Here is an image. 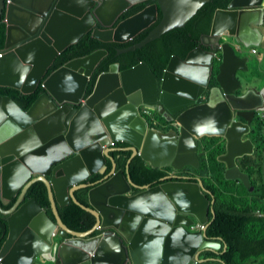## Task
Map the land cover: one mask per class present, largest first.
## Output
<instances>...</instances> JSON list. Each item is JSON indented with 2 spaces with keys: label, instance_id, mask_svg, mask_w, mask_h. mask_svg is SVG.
I'll return each mask as SVG.
<instances>
[{
  "label": "water",
  "instance_id": "95a60500",
  "mask_svg": "<svg viewBox=\"0 0 264 264\" xmlns=\"http://www.w3.org/2000/svg\"><path fill=\"white\" fill-rule=\"evenodd\" d=\"M141 1L0 0V23L6 25L0 85L24 94L40 81L44 87L27 109L0 94V211L7 218L0 264H216L205 263L215 258L200 254L217 252L222 240L188 228L207 224L210 212L215 215L208 196L213 193L201 178L176 171L199 167L200 138L216 135L225 142L218 157L226 166L224 176L250 186L237 160L254 151L249 134L264 110V86L251 84L259 77L248 74L250 57L237 45L260 44L264 0H230L217 8L201 44L184 58L171 55L160 79L145 61L124 69L114 63L98 74L87 95V84L107 54L103 48L68 60L44 78L55 57L88 31L103 41L123 42L152 24L160 9V22L144 38L113 45L118 53L133 50L185 25L208 0H150L117 21ZM141 105L170 120L167 128L150 125ZM110 140L128 143L127 164L139 154L152 167L171 166L172 172L159 184L136 183L118 167L111 153L118 146H110ZM95 174L102 176L91 181ZM39 180L47 187L54 219L36 197L26 199ZM85 187L88 204L76 195ZM15 196L11 207L2 208ZM72 201L95 216L89 230L62 220L59 207ZM98 224L103 230L91 234Z\"/></svg>",
  "mask_w": 264,
  "mask_h": 264
},
{
  "label": "trees",
  "instance_id": "16d2710c",
  "mask_svg": "<svg viewBox=\"0 0 264 264\" xmlns=\"http://www.w3.org/2000/svg\"><path fill=\"white\" fill-rule=\"evenodd\" d=\"M148 1L150 0L134 4L123 12L117 21L136 13ZM229 2L230 0H208L192 14L185 25L173 27L163 32L159 37L146 42L143 46L121 53H118L113 45L125 47L144 38L160 21L162 17L160 9H158L157 19L150 26L123 42L103 41L93 36L91 31H88L77 42L68 45L57 55L45 77L68 60L103 48L107 50V54L100 60L87 84V95L92 92L98 74L101 71L108 70L114 63L119 64V67L124 69L140 61H145L157 78L160 79L171 55L177 54L184 58L192 48L201 44L200 37L202 34L209 33L215 10L226 8ZM5 29V24L1 22L0 47L3 46L5 41ZM218 63L219 60L216 61L215 73L218 69ZM211 84H216L215 75H213ZM0 88V93H8L25 109L29 108L39 94L44 91L42 84H39L37 89L29 94H24L12 87L0 86ZM163 119L166 121L165 128H167L170 120L161 116V122H163ZM252 129V134L249 135L250 138H253L254 151L251 154L239 157L238 163L241 169L249 174L251 185H254L253 191L250 190V187L247 188L243 182L238 185L235 183L237 180L228 179L224 176L225 164L218 157L225 150V142L216 135H204L200 138L198 149L199 167L187 165L176 171L183 176L181 173H186L187 169H190L194 174L190 178L195 180V176L201 177L205 186L213 193L212 196L210 194L208 196L214 199L213 207L216 213L210 222L211 225L207 233L215 238L222 237L227 244V248L225 250L221 248L219 253L204 251L202 256L219 258L217 264H261V259L264 257V191L261 189L263 184L259 182L260 174L263 173L264 176V119L257 116L253 121ZM127 145L128 143L125 141H117L115 146H118V148L111 152L117 160L118 167L123 168L136 183L142 185L161 183L163 177L169 173L171 166L152 167L139 154L134 155L127 164L131 155V150L125 149ZM101 176L102 174H95L90 180L95 181ZM87 190L88 187L76 190L78 199L85 204H88ZM32 196L39 200L54 219L47 187L43 181H36L30 186L27 197ZM10 205L11 203L8 206ZM257 208L262 212H260L261 214L256 212ZM59 214L66 224L77 230H89L96 222V218L91 212L73 201L60 206ZM0 227L1 248L6 238V234L3 235V233L7 227L6 217L2 213H0ZM98 232V230H94L91 234Z\"/></svg>",
  "mask_w": 264,
  "mask_h": 264
},
{
  "label": "crops",
  "instance_id": "0c3cea01",
  "mask_svg": "<svg viewBox=\"0 0 264 264\" xmlns=\"http://www.w3.org/2000/svg\"><path fill=\"white\" fill-rule=\"evenodd\" d=\"M260 30L262 32V37L260 38V44L259 45H252V46H249L246 48H244L243 45H237V48H240L242 50L243 55H248L249 57H250V54L252 55L251 63L248 64V67H249L248 74L251 76L259 77V78L255 79L254 81H252V83H251L253 86H256L257 88H261L264 86V25L260 26ZM253 48H256L257 51L253 52L252 51ZM241 74L243 75L244 73H241ZM158 115L159 114H157V117H158ZM161 124L162 125L166 124V121L163 119V122H161ZM251 139H253V138H251ZM225 169H226V166H225ZM181 174L191 176V177L194 176V174H192L190 169H187L186 173L182 172ZM195 177H199V176H195ZM199 178H201V177H199ZM235 183L239 185L240 182L236 181ZM256 212L258 214L262 213L258 208H257ZM211 251H213V250H211ZM208 258H215V260L214 261L207 260L206 263L215 262L217 264V258L216 257H207V259ZM263 260H264V257L261 259V262H262L261 264H264Z\"/></svg>",
  "mask_w": 264,
  "mask_h": 264
},
{
  "label": "clouds",
  "instance_id": "9594fccd",
  "mask_svg": "<svg viewBox=\"0 0 264 264\" xmlns=\"http://www.w3.org/2000/svg\"><path fill=\"white\" fill-rule=\"evenodd\" d=\"M5 19V17L3 18V20ZM3 23H4V21H2ZM5 24V23H4ZM6 26V25H5ZM252 46V45H251ZM3 47V46H2ZM1 47V48H2ZM256 51H257V49H256ZM0 55H2V53H0ZM220 61V53H217V55H216V61ZM95 71V70H94ZM94 73V72H93ZM93 75V74H92ZM44 78H45V76H44ZM92 78V77H91ZM39 84H42V86H43V83H42V81H40L39 83H38V85ZM0 86H2V85H0ZM7 87V86H6ZM8 87H10V86H8ZM38 87V86H37ZM12 88H14V87H12ZM44 88V87H43ZM87 88V87H86ZM17 89V88H16ZM37 89V88H36ZM19 90V89H18ZM86 93V92H85ZM153 111H155V115H156V117H157V114H159L156 110H154L153 109ZM258 117H260L261 119H264V110H262V111H260L259 113H258V115H257ZM160 117H161V115L159 114L158 115V120H159V123L158 124H153V123H151L150 121H148L149 122V124L150 125H159L160 127H164L165 126V124H161V120H160ZM148 120V119H147ZM116 141V140H115ZM116 143V142H115ZM104 146H105V144H103ZM109 145H110V142H109ZM110 146H115V145H110ZM237 162H238V160H237ZM239 164V163H238ZM169 172H172V171H169ZM250 177V176H249ZM196 178V177H195ZM234 180H237V181H239V182H242L241 180H238V179H234ZM203 181V180H202ZM33 184V183H32ZM31 184V185H32ZM245 185V184H244ZM204 186H205V184H204ZM246 186V185H245ZM250 186H251V182H250ZM250 186H246L247 188H249ZM206 187V186H205ZM30 188V187H29ZM250 190L251 191H253L254 190V185H253V188L251 189V187H250ZM29 191V190H28ZM28 193V192H27ZM32 197H35V196H32ZM28 198H31V197H27V195H26V199H28ZM16 199V196L14 197V199H12L11 201H9V203L8 204H2V208H3V205H9L10 203H11V205L10 206H8V207H5L4 209H8L9 207H11L12 205H13V203H14V200ZM39 201V200H38ZM214 202V199L213 200H211V204ZM42 205V204H41ZM43 206V205H42ZM44 207V206H43ZM213 207V206H212ZM45 208V207H44ZM214 208V207H213ZM46 209V208H45ZM214 210H215V208H214ZM0 213H2L1 211H0ZM215 213H216V211H215ZM5 217H6V215L4 214V213H2ZM211 214H212V212H210L209 213V219H208V223L207 224H205V223H201V222H196V223H194V224H192V225H190L188 228L190 229V230H206V232H207V230L209 229V227H210V222H211V220L215 217V215H213L212 214V216H211ZM6 224H7V218H6ZM98 226H100L99 224L96 226V230H98L99 232L100 231H102L103 229H102V227L100 226V228H97ZM6 230H7V227H6ZM4 231V233H3V235H5L6 234V236H7V231ZM0 232H1V227H0ZM55 232V231H54ZM207 235H208V233H207ZM208 237H209V239L210 240H213V241H216V240H218L219 238L222 240V243H221V246H220V248L218 249V251L217 252H215V253H219V252H221L220 250H221V248H223L224 250L227 248V244H226V242L223 240V238L222 237H213V236H210V235H208ZM6 239V238H5ZM5 241V240H4ZM223 246V247H222ZM226 246V247H225ZM204 251H211V250H203V252ZM203 252L201 253V254H203ZM214 252V251H213ZM200 254V256L202 257V255ZM219 259H217V261H218ZM206 263V262H205Z\"/></svg>",
  "mask_w": 264,
  "mask_h": 264
},
{
  "label": "built area",
  "instance_id": "2783aa9c",
  "mask_svg": "<svg viewBox=\"0 0 264 264\" xmlns=\"http://www.w3.org/2000/svg\"><path fill=\"white\" fill-rule=\"evenodd\" d=\"M252 51L256 52V48H253ZM142 112L148 118V121H150L151 123L153 124L159 123V120L156 117L155 112H153L152 108L144 106ZM115 142H116L115 140H110V145H115ZM97 228H100V226H98Z\"/></svg>",
  "mask_w": 264,
  "mask_h": 264
},
{
  "label": "flooded vegetation",
  "instance_id": "af4514ba",
  "mask_svg": "<svg viewBox=\"0 0 264 264\" xmlns=\"http://www.w3.org/2000/svg\"><path fill=\"white\" fill-rule=\"evenodd\" d=\"M160 20H161V19H160ZM159 22H160V21H159ZM159 22H158V23H159ZM158 23H157V24H158ZM157 24H156V25H157ZM150 25H151V24H150ZM150 25H149V26H150ZM156 25H155V26H156ZM155 26H154V27H155ZM154 27H153V28H154ZM153 28H152V29H153ZM144 29H145V28H144ZM141 31H142V30H141ZM56 57H57V56H56ZM56 57H55V59H56ZM55 59H54V60H55ZM54 60L52 61V63L54 62ZM48 69H49V68H47L45 74L47 73ZM0 94H3V95H9L8 93H0ZM30 106H31V105H30ZM144 106H146V107H150V106H147V105H141V107H140V112H141V114H142L146 119H148V118L144 115V113L142 112V109H143ZM150 108H151V107H150ZM251 134H252V133H251ZM249 136H250V135H249ZM12 182H13V184L16 183V182H17V179H13ZM28 190H29V189H28ZM27 192H28V191H27ZM5 206H8V205H3V208H5ZM211 206H213V203L211 204ZM217 259H219V258H217Z\"/></svg>",
  "mask_w": 264,
  "mask_h": 264
},
{
  "label": "rangeland",
  "instance_id": "374dc122",
  "mask_svg": "<svg viewBox=\"0 0 264 264\" xmlns=\"http://www.w3.org/2000/svg\"><path fill=\"white\" fill-rule=\"evenodd\" d=\"M251 59H252V55L250 54V60H249L248 64L251 63ZM153 112H155V111H153ZM263 158H264V156H263ZM259 182H260V184H263V186H261V189L264 191V176H263V173H261L260 176H259Z\"/></svg>",
  "mask_w": 264,
  "mask_h": 264
},
{
  "label": "bare ground",
  "instance_id": "6f19581e",
  "mask_svg": "<svg viewBox=\"0 0 264 264\" xmlns=\"http://www.w3.org/2000/svg\"><path fill=\"white\" fill-rule=\"evenodd\" d=\"M54 231H56V229H54L52 233H54Z\"/></svg>",
  "mask_w": 264,
  "mask_h": 264
}]
</instances>
